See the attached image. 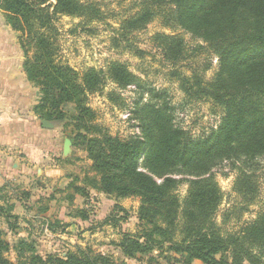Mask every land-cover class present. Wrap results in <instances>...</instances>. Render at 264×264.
<instances>
[{
    "label": "trees",
    "instance_id": "trees-1",
    "mask_svg": "<svg viewBox=\"0 0 264 264\" xmlns=\"http://www.w3.org/2000/svg\"><path fill=\"white\" fill-rule=\"evenodd\" d=\"M0 8L18 33L26 78L39 89L34 112L40 119L59 124L64 118L61 105L73 98L77 118H92L80 95L99 90L104 71L119 86L134 82L143 87L119 60L108 62L105 69L87 67L79 73L57 59L56 18L78 17L85 25L100 20L96 0H0ZM157 16L167 26L202 39L217 54L218 69L211 81L192 83L183 77L182 87L188 96L211 99L223 112L215 129L193 136L176 123L166 91L150 87V99L133 107L138 133L127 138L106 132L82 137L99 175L93 184L115 197L140 198L141 230L122 234L121 251L136 258L137 253L150 254L155 246L168 244L185 264L194 259L240 264L242 255L249 264H264V211L234 231L224 229L215 221L223 193L212 172L223 160L252 161L264 154V0H142L139 9L121 21V37ZM154 39L167 60L184 56L180 36L156 34ZM182 182L188 188L180 201L177 189ZM235 183L245 204L252 203L256 187L251 175L242 171ZM228 219L227 214L223 223ZM8 246L0 235V264H126L85 249L65 257L25 253L26 247L32 250L25 241H19V255L11 261L3 255ZM231 247L235 257L230 261L226 253Z\"/></svg>",
    "mask_w": 264,
    "mask_h": 264
},
{
    "label": "rangeland",
    "instance_id": "rangeland-1",
    "mask_svg": "<svg viewBox=\"0 0 264 264\" xmlns=\"http://www.w3.org/2000/svg\"><path fill=\"white\" fill-rule=\"evenodd\" d=\"M141 1L96 0L103 18L86 25L78 17L60 15L56 18L57 59L61 63L81 73L87 67L105 69L108 62L119 60L126 63L144 85L140 88L130 82L119 86L104 71L101 88L80 95L91 109L92 118H77L76 98L61 105L63 120L59 124L51 122L59 134L56 174L0 187V235L9 245L3 251L9 260H16L18 243L25 241L32 248L26 247L25 253L43 257L48 254L65 257L70 252L85 249L110 255L114 261L126 264H185L182 255L168 249V244L155 246L150 254L137 253L136 258L123 255L119 245L122 234H135L142 227L138 214L140 198L115 197L93 184L99 175L92 167L82 138L103 132L120 138L138 133L133 107L136 102L150 99V87L166 91L169 103L175 107L176 123L193 136L209 133L220 121L223 111L219 105L208 98L188 96L182 87L183 77L192 83H205L216 73L219 57L206 42L181 27L167 26L159 16L143 28L127 33L126 38L121 37V21L137 11ZM156 34L180 36L185 44L184 56L175 62L167 60L158 47L159 41L154 39ZM17 35L0 8V36L15 37L19 49ZM20 51L23 63L25 57L21 48ZM34 51L33 46L29 48L30 56ZM37 94L39 101V89ZM64 137L71 139V152L66 156L61 153ZM242 171L251 175L256 187L254 201L250 204H245L235 183ZM212 172L223 193L215 221L224 229L234 231L264 211V154L252 161L223 160ZM187 188V182L179 184L180 201ZM227 214L229 219L223 223ZM177 221L180 225L181 215ZM226 254L230 261L235 257L232 247ZM240 264H249L244 255Z\"/></svg>",
    "mask_w": 264,
    "mask_h": 264
},
{
    "label": "crops",
    "instance_id": "crops-1",
    "mask_svg": "<svg viewBox=\"0 0 264 264\" xmlns=\"http://www.w3.org/2000/svg\"><path fill=\"white\" fill-rule=\"evenodd\" d=\"M18 47L15 37L0 36V187L54 176L59 156L56 128L34 112L38 89L25 76Z\"/></svg>",
    "mask_w": 264,
    "mask_h": 264
},
{
    "label": "water",
    "instance_id": "water-1",
    "mask_svg": "<svg viewBox=\"0 0 264 264\" xmlns=\"http://www.w3.org/2000/svg\"><path fill=\"white\" fill-rule=\"evenodd\" d=\"M42 124L45 127H52L53 124L48 120H42ZM71 152V139L65 137L63 140V147H62V155L66 156L68 153Z\"/></svg>",
    "mask_w": 264,
    "mask_h": 264
}]
</instances>
